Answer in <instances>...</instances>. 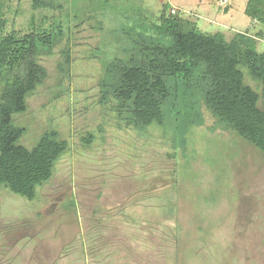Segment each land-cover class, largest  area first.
I'll list each match as a JSON object with an SVG mask.
<instances>
[{
	"label": "rangeland",
	"instance_id": "rangeland-1",
	"mask_svg": "<svg viewBox=\"0 0 264 264\" xmlns=\"http://www.w3.org/2000/svg\"><path fill=\"white\" fill-rule=\"evenodd\" d=\"M20 1L13 2L21 4L24 20L31 0ZM228 1L224 12L218 0H110L106 12L142 8L157 17L167 4L203 32L255 36L260 28L244 13L247 1ZM114 26L106 21L101 28L91 20L73 31L67 77L57 69L63 42L53 55L39 58L49 78L27 99V111L13 116L26 129L20 144L32 148L43 132L56 130L69 148L34 201L0 189V224H26L0 238V245H7L0 250V264L8 258L13 264H85L78 253L61 258L60 252L80 235L96 208H123L132 220L151 224L155 235L167 236V248L161 250L167 258L160 264H264L261 153L235 134L211 132L215 120L205 110V124L190 129L185 153L171 149L169 137L157 127L142 134L118 128L111 105L99 103L101 64L90 56L102 40L111 39ZM256 49L264 52V37ZM245 83L262 94L247 75ZM259 105L264 109L263 99ZM88 133L94 141L85 145ZM158 253L142 250L138 264H150L148 257L152 261Z\"/></svg>",
	"mask_w": 264,
	"mask_h": 264
},
{
	"label": "trees",
	"instance_id": "trees-1",
	"mask_svg": "<svg viewBox=\"0 0 264 264\" xmlns=\"http://www.w3.org/2000/svg\"><path fill=\"white\" fill-rule=\"evenodd\" d=\"M13 1L0 0V189L34 201L68 151V142L56 130L43 132L26 148L20 144L26 129L13 116L27 111V99L49 78L39 58L53 55L62 42L57 69L70 75V36L91 20L101 28L106 21L115 25L109 29L111 39L102 40L90 56L101 64L99 103L111 105L118 128L142 134L157 127L169 137L171 149L185 153L190 129L205 124V110L215 120L211 132L237 135L264 159V109L259 105L264 100V52L256 49L264 37V0H246L244 13L260 28L255 36L203 32L195 21L170 14L167 4L153 17L142 8L113 15L106 12L110 0H31L22 20L21 4ZM246 75L261 86L262 94L245 83ZM93 141L90 133L82 139L85 145ZM25 227L0 224V238ZM153 230L149 223L132 220L123 208H96L60 257L78 253L85 264H138L145 249L152 254L158 250L157 261L148 257L150 264L157 263L167 258L161 250L168 240ZM6 246L1 244L0 250ZM13 261L8 258L6 264Z\"/></svg>",
	"mask_w": 264,
	"mask_h": 264
},
{
	"label": "built area",
	"instance_id": "built-area-1",
	"mask_svg": "<svg viewBox=\"0 0 264 264\" xmlns=\"http://www.w3.org/2000/svg\"><path fill=\"white\" fill-rule=\"evenodd\" d=\"M228 4H229L228 0H218V3H217L219 8L226 7V6H228ZM179 12H180L179 9L175 8L174 6H170V8H169L170 14L175 15Z\"/></svg>",
	"mask_w": 264,
	"mask_h": 264
},
{
	"label": "crops",
	"instance_id": "crops-1",
	"mask_svg": "<svg viewBox=\"0 0 264 264\" xmlns=\"http://www.w3.org/2000/svg\"><path fill=\"white\" fill-rule=\"evenodd\" d=\"M208 12V11H207ZM206 21L207 22H209V19L208 18H206ZM253 23V25H256L257 26V24H255L254 22H252ZM199 27V26H198ZM200 28V27H199ZM201 30V29H200ZM203 31V30H202Z\"/></svg>",
	"mask_w": 264,
	"mask_h": 264
}]
</instances>
